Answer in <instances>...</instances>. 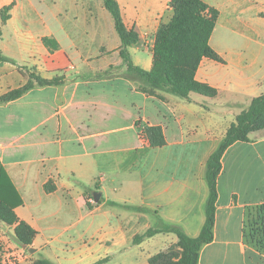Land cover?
<instances>
[{
	"label": "crops",
	"instance_id": "crops-1",
	"mask_svg": "<svg viewBox=\"0 0 264 264\" xmlns=\"http://www.w3.org/2000/svg\"><path fill=\"white\" fill-rule=\"evenodd\" d=\"M201 1L218 12L209 45L223 63L203 58L195 71L214 97L183 99L128 78L103 0H0V53L9 60L0 62V96L31 73L57 80L0 104V166L22 201L15 215L35 231L30 262L149 264L177 237L135 244L136 236L162 223L200 234L207 160L264 93V0ZM116 2L138 35L129 59L150 71L171 0ZM145 126H159L165 145L151 148ZM220 162L213 240L198 264H264L243 237L247 208L264 204V129L232 144ZM14 228L0 222L17 245Z\"/></svg>",
	"mask_w": 264,
	"mask_h": 264
},
{
	"label": "trees",
	"instance_id": "trees-1",
	"mask_svg": "<svg viewBox=\"0 0 264 264\" xmlns=\"http://www.w3.org/2000/svg\"><path fill=\"white\" fill-rule=\"evenodd\" d=\"M103 4L113 19L115 32L121 42L119 55L125 63L128 78L138 81L143 90L164 91L183 99H187L190 93L207 97L216 95L213 88L194 79L195 71L203 58L223 63V59L209 45V39L218 18V12L215 9L201 0H171L173 15L168 24L158 29L152 48V67L150 71H143L132 65L127 52L128 47L137 43L138 35L125 26L116 0H103ZM7 10L8 8H5V11ZM6 19L7 17L1 16L3 23ZM8 61L0 53V62ZM35 83L46 86L56 84L57 80H45L31 73L27 75V82L22 87L0 96V104L20 98L32 89ZM263 129L264 93L252 99L248 108L236 116L218 147L207 160L205 180L208 198L205 221L200 234L190 238L179 227L162 223L133 239V242L138 244L144 238L158 233H171L177 237L178 241L174 248L151 257L148 260L149 264H198L200 250L213 240L217 200L216 182L221 171V158L232 144L248 141L251 133ZM142 135L151 148L165 145L163 132L159 126H145L142 129ZM21 204L20 196L0 166V222L7 226L15 225L14 237L17 243L29 246L35 231L19 221L15 215L14 209ZM243 237L245 243L264 253V204L247 208ZM32 264L51 263L46 260H36Z\"/></svg>",
	"mask_w": 264,
	"mask_h": 264
},
{
	"label": "built area",
	"instance_id": "built-area-1",
	"mask_svg": "<svg viewBox=\"0 0 264 264\" xmlns=\"http://www.w3.org/2000/svg\"><path fill=\"white\" fill-rule=\"evenodd\" d=\"M27 252V246L13 245L11 238L0 231V264H32Z\"/></svg>",
	"mask_w": 264,
	"mask_h": 264
},
{
	"label": "rangeland",
	"instance_id": "rangeland-1",
	"mask_svg": "<svg viewBox=\"0 0 264 264\" xmlns=\"http://www.w3.org/2000/svg\"><path fill=\"white\" fill-rule=\"evenodd\" d=\"M123 63H124V61H123ZM124 65H125V63H124ZM125 67H126V66H125ZM157 152H159V151H157ZM151 154H156V153L153 152V153H151Z\"/></svg>",
	"mask_w": 264,
	"mask_h": 264
},
{
	"label": "water",
	"instance_id": "water-1",
	"mask_svg": "<svg viewBox=\"0 0 264 264\" xmlns=\"http://www.w3.org/2000/svg\"><path fill=\"white\" fill-rule=\"evenodd\" d=\"M96 201H97V198H96Z\"/></svg>",
	"mask_w": 264,
	"mask_h": 264
}]
</instances>
